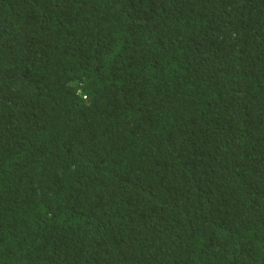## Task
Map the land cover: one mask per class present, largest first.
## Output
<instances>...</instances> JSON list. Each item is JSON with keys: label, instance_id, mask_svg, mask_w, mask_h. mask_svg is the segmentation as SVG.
<instances>
[{"label": "trees", "instance_id": "1", "mask_svg": "<svg viewBox=\"0 0 264 264\" xmlns=\"http://www.w3.org/2000/svg\"><path fill=\"white\" fill-rule=\"evenodd\" d=\"M0 264H264V0H0Z\"/></svg>", "mask_w": 264, "mask_h": 264}]
</instances>
